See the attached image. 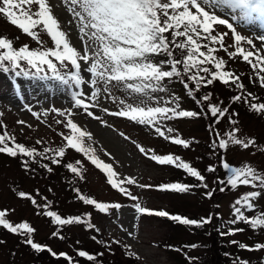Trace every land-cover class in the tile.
<instances>
[{
	"label": "rangeland",
	"instance_id": "obj_1",
	"mask_svg": "<svg viewBox=\"0 0 264 264\" xmlns=\"http://www.w3.org/2000/svg\"><path fill=\"white\" fill-rule=\"evenodd\" d=\"M49 2L53 7L54 15L68 33L71 44L77 49H82L83 45L78 37L76 23L72 20L71 15L65 7L60 5V0H49ZM31 7L33 11L36 10V5ZM238 15L239 13H237ZM224 18L229 19L237 33L245 37V41L241 44L243 48L250 51L264 49V40L260 39L264 36V20L253 19L248 22L232 19L231 16ZM214 27L220 33H227L224 37L226 46L234 44L231 30L223 25ZM43 36L41 39L44 41V45L53 47V42L44 32ZM247 40H251L252 45H249ZM37 47L39 46L37 45ZM233 50L234 48L229 47V51ZM216 55L224 59L228 57L223 51L217 52ZM164 58V56H159L155 59L162 60ZM233 63L229 71L240 76L246 70L252 75L250 77L251 85L255 87L251 93L254 95L261 93L264 97V88L259 86L258 81L253 83L256 77L251 67L239 56L234 59ZM81 64L83 68V62ZM165 68L167 69V66ZM70 70L71 68L62 69V72ZM81 74L85 79H90L88 73L82 71ZM163 86L166 91L154 95L164 99L172 98L175 101L172 106L178 105L180 110L192 111L188 106L192 96H189L188 91L184 88L181 78L173 77L165 80ZM80 90L90 95L91 89L87 84L82 85L81 89H76L74 86L69 87L54 80H41L37 75H17L0 70V133L6 130L15 137L17 143L29 148L38 145L36 141L40 140L42 141L39 144L41 148L36 147V149L41 152L46 147L57 149L64 144L58 133L68 134V130L64 128L63 124L56 122L64 120L65 117L58 116L52 109H71L75 113L72 117L73 120L83 130L91 133V139L86 138L85 144L95 149V155L103 162L111 164L118 173L119 179L131 177L137 181L135 185L124 184L123 187L138 197V200H132L112 188L103 172L97 169L83 154L72 149L66 151L65 157L61 159L59 165H53L49 160L41 157H36V162H33L27 157L13 158L6 154H0V210H8L6 217L8 220L13 223H29L35 229L32 234L33 240L40 242L49 236L52 237L54 229L61 230V226L52 222L50 217L38 213L49 210L55 211L62 218L81 217L94 225V228H89L87 224L83 223L70 224L67 232L69 235L65 236V240L57 237H53V240L71 248L72 244L79 240L83 241L84 234L88 233L89 242H92L94 240L92 237H95L102 243L117 245L124 253V245H131L132 251L141 257L140 260H137L140 264H177L161 248L156 247L157 243L163 240L177 243L178 249L181 251L180 255H184L186 259L193 257L191 262L187 259L190 264L199 262L197 259L201 260V256L207 255L205 244L210 239H207L208 241L198 239L197 235L189 231L192 226L181 225L167 217L137 213L135 205L139 203L141 207L163 210L171 215H180L189 219L200 220L211 216V224L215 231L214 239L221 247V264H233L237 257L247 260L249 264H261L264 261V250L247 251L230 243L231 240H237L249 246L264 243V230L254 231L243 222L235 225L228 224V221L234 218L232 215L234 201L247 191L259 189L240 186L236 190L225 189L221 192L217 183L218 179H226L227 176L222 167V159L231 166L241 167L248 164L264 173V151H261L264 149L263 119L249 116L245 108L240 112L234 110L232 114L238 113V115L224 116L220 122H216V117L213 118L210 114L204 119L196 116L163 121L162 129L165 132L169 127L174 129L173 133L166 132V135L179 136L190 142L189 147L184 148L182 145L173 144L170 139L158 135L155 129L150 126L132 122L124 117L109 115V112L121 109L119 99L124 96L123 90L111 89L112 96L109 97L101 89L96 100L98 107L90 109L100 117L96 120L87 116L82 109L74 107L71 93ZM215 91L213 102L217 103L222 96V88L218 86ZM112 97L116 98L115 102ZM104 109L108 111L105 112ZM33 112L38 114L39 119L33 116ZM230 119L236 120L238 123L233 125L230 123ZM18 121H24V123L21 124ZM233 127L239 129L237 135L240 138H253L256 145L249 149H242L229 144L226 150L220 149L217 146L219 137L227 139V133ZM138 146L143 147L148 155L140 152ZM153 152L161 156L172 154L180 157L181 160L197 169L205 177V180L200 182L183 169L173 165L157 164L148 158ZM48 155L51 156L52 153H48ZM23 160H28L29 170H25ZM76 161H81L83 165L81 168L83 179L65 167L67 163L75 164ZM43 164L51 167L52 172L41 167ZM214 164L218 166L217 174L208 171V168L214 167ZM49 173L50 175H48ZM170 183H182L192 187L184 193L158 190V186ZM205 184H207V188L204 187ZM140 185H151L152 187H140ZM78 186L83 188V194L86 197L98 202L119 204L121 207L119 209L110 208L107 213H101L78 198V193L75 191ZM225 186L221 185V187ZM36 189L39 190V195H37ZM19 191L30 193L34 197L37 196L36 200L40 205H44L43 199L46 197L47 199L44 200L50 203L48 209L37 208L30 201L19 198L16 195ZM209 191L213 193L211 198L205 195ZM254 203L256 204L255 212L246 213V215L264 211V192ZM89 213L90 217L87 215ZM232 227L243 228L244 231L237 232L234 236L220 234ZM129 232L133 236H129ZM0 240L4 241V243H0V264H23L31 259L24 243V237L11 234L0 227ZM67 240L69 241L68 245ZM114 241H119V244ZM190 245H196V247H189ZM207 258L209 260V257Z\"/></svg>",
	"mask_w": 264,
	"mask_h": 264
},
{
	"label": "snow or ice",
	"instance_id": "obj_2",
	"mask_svg": "<svg viewBox=\"0 0 264 264\" xmlns=\"http://www.w3.org/2000/svg\"><path fill=\"white\" fill-rule=\"evenodd\" d=\"M32 5H36L35 11L32 10ZM60 5L66 8L76 23L78 37L83 45L82 49H77L71 44L68 33L54 15L49 0H0V14H3L12 25L31 37L39 46L37 49H30L28 45H23L17 49L13 40L0 37V68H3L4 71L19 69L17 75L22 72L28 76L29 72L24 69L21 63L25 62L30 69L35 70V74L43 73V75H39L41 80H54L69 87L74 86L76 89H81L82 85L87 84L91 89L90 95L83 90L72 91L71 95L74 107L82 109L87 116L94 120L100 119V117L90 109L98 107L96 100L101 89L111 97V89L119 88L124 93L123 98L119 99V104L122 107L119 111L109 112V115L124 117L132 122L150 126L155 129L158 135L170 139L173 144L182 145L184 148H188L190 142L179 136L166 135V132L173 133L174 129L169 127L165 132L162 129V122L176 118H192L198 116L199 113L180 110L178 105L172 106L175 103L172 98L164 99L154 95L166 91L163 86L165 80L173 77L181 78L184 88L193 99H197L194 93L202 87L220 81L226 86H234L240 90V94L232 98L233 102L245 103L251 111L264 115V102H254L260 98L247 92L240 76L233 71L226 70L227 62L224 58L216 55L217 52L223 51L229 59L241 57L255 74L256 80H253V83L258 81L259 86L264 88V49L250 51L243 48L241 44L245 41V37L237 33L229 19L224 18L231 16L232 19L248 22L253 19L264 20V0H60ZM237 13H239L238 16ZM216 25H223L231 30L234 39L233 45H225L224 37L227 33L218 32L214 27ZM37 29L47 34L53 42V47L46 48L44 46V41L40 39ZM260 39L264 40V36ZM246 42L252 45L251 40ZM229 47L234 50L229 51ZM159 56L165 58L156 60L155 58ZM81 62H83V68ZM69 65L71 70L62 72V69L67 70ZM213 69L215 70L213 71ZM82 71L88 73L90 79H85L81 74ZM48 73H51V76ZM189 84L193 87L190 88ZM112 98L115 102L116 98ZM210 99V94H206L198 98L197 102L202 104ZM52 111L58 116L65 117L64 120L56 121L57 124H63L64 128L68 130V134L58 133L64 141L62 146L57 149L46 147L41 152L34 147L29 148L17 143L15 137L5 130L0 133V154H6L13 158L27 157L33 162H36V157H41L49 160L51 164L59 165L61 159L65 157L66 151L72 149L83 154L97 169L103 172L112 188L132 200H138V197L123 187L124 184L135 185L137 181L131 177L119 179L113 166L103 162L95 155V149L85 144L86 138L91 139V133L83 130L73 120L72 117L75 113L71 109L53 108ZM104 111L108 110L104 109ZM207 112L212 117H217V122H219V118L224 117L228 109L209 103ZM32 114L39 119L37 113L33 112ZM232 115H238V113ZM18 123L23 124L24 121H18ZM230 123L236 125L238 122L230 119ZM29 127L31 126L29 125ZM238 132L239 129L233 127L227 133V139L219 137L217 133L219 148L226 150L229 144H232L242 149H249L256 145L255 139H242L237 135ZM36 143L40 144L42 141L38 140ZM138 147L140 152L148 155L143 147ZM48 153H52V155L49 156ZM148 158L160 165H173L183 169L200 182L205 180V177L197 169L178 156L172 154L161 156L153 152ZM221 162L227 176L226 179H218L217 183L230 186L233 190L240 186L259 189L247 191L234 201L232 205L234 218L228 221V224L235 225L243 222L254 231L264 230V211L246 215V213L255 212L256 204L254 202L264 192V173L248 164L234 167L223 159ZM22 163L25 170H29L28 160H23ZM41 167L46 168L48 172L53 170L47 164H43ZM65 167L83 179L81 161H76L75 164L67 163ZM215 170L211 166L208 168V171L214 172ZM140 187L152 186L140 185ZM190 187L192 186L182 183H170L158 186V190L184 193L189 191ZM204 187L207 188V184ZM219 190L223 192L225 187H220ZM76 191L80 200L93 206L101 213H107L110 208L119 209L121 207L119 204L98 202L80 194L78 189ZM212 194L209 191L205 195L211 198ZM16 195L30 201L37 208L47 209L49 207L48 204H38L36 198L30 193L19 191ZM37 195H39L38 190ZM135 210L137 213L148 216L167 217L181 225L201 227L212 221L211 216L200 220L189 219L180 215H171L167 211L141 207L139 203L135 205ZM38 214L50 217L57 226L83 223L87 224L89 228H94V225L81 217L62 218L55 211L49 210ZM87 215L90 217L91 214ZM7 216V209L0 210V227L11 234L24 237V243L32 250L37 253L48 251L55 258L62 257L67 261V264H78V261H75L67 253H56L46 245L35 242L32 238L35 229L29 223H13L6 218ZM243 231V228L232 227L220 234L234 236L237 232ZM52 235L64 239L58 231L53 232ZM128 235L133 236L130 232ZM97 242L102 243L101 241ZM0 243H4V241L0 240ZM114 243L119 244V241H114ZM230 243L247 251L264 250V243H256L254 246L237 240H231ZM189 247L195 248L196 245ZM124 248L126 256L135 260L141 259L136 252L132 251L131 245L126 244ZM77 255L89 262H97V256H102L103 253L93 255L85 250H78ZM187 259L191 262L194 258L187 257ZM233 264H249V262L237 257ZM261 264H264V261Z\"/></svg>",
	"mask_w": 264,
	"mask_h": 264
},
{
	"label": "trees",
	"instance_id": "obj_3",
	"mask_svg": "<svg viewBox=\"0 0 264 264\" xmlns=\"http://www.w3.org/2000/svg\"><path fill=\"white\" fill-rule=\"evenodd\" d=\"M0 16H1L0 17V37H7V38L13 40L14 46L17 49L23 45H28L30 49H34V47L35 48L37 47L38 44L34 40H32L31 37L22 33V31L20 29H18L17 27L11 25V23L7 20L6 17L3 16V14H0ZM36 31L39 32L40 39L42 37H44L43 31H40L39 29H37ZM45 35L47 36L46 33H45ZM17 37H18V39H17ZM46 40H47V38H46ZM45 47L50 48V46H45ZM225 61L227 62L226 70H230V68H232V66L234 64L233 63L234 59H229L227 57L225 59ZM21 63H22V66L24 67V69L29 72V75H37V76L43 75V73L35 74L34 69H30L25 62H21ZM8 67L10 68V66H8ZM209 67H211V66L209 65ZM69 68H71L70 65H69ZM0 70H3V68H0ZM214 70L215 69H213V71ZM18 71H19V69L9 70L7 72L17 74ZM20 74H23V73L21 72ZM48 75L51 76V73H48ZM250 77H252V75L249 74L246 70L240 75V80L245 85L247 92H251V91L255 90V87H253L251 85L252 79H250ZM218 86H220V88H222V96L217 103H214L213 98L216 95L215 90L217 89ZM189 87L191 88V87H193V85L189 84ZM206 94H210V96H211L210 101H205L202 104L198 103L197 99L202 97L203 95H206ZM238 94H240V90L235 88L234 86H226L223 83H221L220 81H215L213 84L208 85L207 87H202L198 92H195L194 95L197 99H193L191 97L189 99V102H188L189 105L188 106H189V108H191V110L193 112L199 113L198 117H200L201 119H204L205 117H207L210 114L207 112V106L209 103H212V104H216L217 106H219L221 108H227L228 112L225 114V116H228V117L231 116V114L234 110L236 112H238V111L240 112V111H244V109L246 108L248 111L247 114H249V116L258 117V118H261L264 120V115L257 114L255 112L251 111L247 104L242 103V102H233L232 98ZM255 96L259 97L260 99L258 101H254V102H257V103L264 102V97L262 96L261 93L255 94ZM222 118L223 117L219 118V122L221 121ZM216 122H217V117H216ZM215 144H216V142H215ZM36 147L41 148L39 144L36 145L34 148H36ZM215 149H217V148H215ZM53 165H56V164H53ZM217 167L218 166L216 164H214V168L216 169L214 172L217 171V169H218ZM216 174H217V172H216ZM48 175H50V173ZM218 186L221 187V185L219 183H218ZM77 189L79 190L80 194L84 193V190L81 186H78L75 189V191ZM225 189H227L229 191V189H231V188H230V186H225ZM37 190L38 189H36V192H37ZM38 192H39V190H38ZM35 198L37 199V196H35ZM43 201H44V204L50 205V203L48 201H45L44 199H43ZM211 223L205 224L201 227H195V226L190 227L192 229H190L189 231H191V232H193V234L197 235L198 239H200V240L201 239H206V240L210 239V241L207 240L208 243L205 244V250L207 252V255L201 256L202 257V258L200 257L201 260L197 259V261H199V262H195L194 264H221V259H220L221 258V252H220L221 247H220L219 243L216 241V239H214V232L215 231H214V227ZM69 226L70 225L61 226V228H60L61 230H59L58 228H55L53 232L58 231L59 235L63 236L64 240H65V236L69 235L67 233ZM87 235H88V233H86V235L84 234V240L83 241L76 240L78 242L72 244L71 248L65 247L64 244H60V243L55 242L57 240H53V237H55L53 235H52V237L49 236L46 239H44L40 242H37V243H39L41 245H46L48 248H51L56 253H62V252L67 253L75 261H78V264H97V262H98V264H140L137 260L126 256V254L117 245H109L106 242H103L102 244H98L97 239L93 240L92 242H89V239H88L89 235H88V237H87ZM68 240H67V245L69 243ZM178 246L179 245L177 243H174V242L170 243L168 240L160 241L156 245V247L161 248L168 255L169 258H171L172 260H175L174 261L175 263H177V264H190L189 261L187 262V259L185 258L184 255H182V256L180 255L181 251H180V249H178ZM26 248H27V252L30 255L31 259L27 263H23V264H55V263L67 264V261H65L62 257L61 258H55L48 251H43V252L37 253L34 250H32L30 248V246H28L27 244H26ZM78 250H85V251H87L93 255H96L98 253H103V255L97 256V262H89V261L85 260L84 258L78 257V255H77ZM207 257H209V260Z\"/></svg>",
	"mask_w": 264,
	"mask_h": 264
}]
</instances>
